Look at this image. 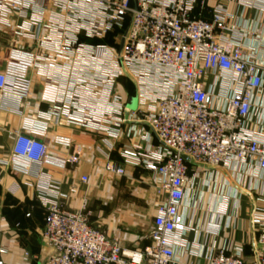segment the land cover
Listing matches in <instances>:
<instances>
[{
	"label": "built area",
	"instance_id": "obj_1",
	"mask_svg": "<svg viewBox=\"0 0 264 264\" xmlns=\"http://www.w3.org/2000/svg\"><path fill=\"white\" fill-rule=\"evenodd\" d=\"M257 1L264 13V0ZM55 3L60 11L69 9L74 27L48 37L45 41L48 51L42 54L15 53L7 71L0 72V91L10 89L22 99L28 97L32 88L28 72L41 61L62 60L66 67H71L74 61L78 65L94 64L101 84L109 88L123 75L138 81L140 91L135 110L129 109L120 95L108 93L107 105L99 113L91 104V95L81 91L86 83L80 76L74 87L81 90L63 101L57 95L58 89L52 88L53 106L48 117L55 124L65 120L103 131L116 141L122 135V125L130 121L124 112L132 113L145 127L133 129L139 141L126 160L157 176L161 201L154 221L153 243L143 250L126 249L118 239L109 238L95 228L85 211L86 203L74 211L57 203L47 204L42 239L53 253L43 264H171L174 244L186 229L179 208L196 175L190 173L184 156L214 167L251 159L264 169V141L246 127L254 95L264 82V56L256 50L249 52L245 41L225 37L228 26L224 6L214 8L212 17L205 19L193 15L195 0H55ZM44 5L45 0H0V22L10 25L9 16L13 12L25 15ZM37 23L38 17L30 20L28 26ZM24 31L29 34L30 28ZM114 34L117 41L113 45L80 42L82 35L107 38ZM213 71L224 73H220L217 81L224 85L225 91L215 93L205 88L202 78ZM100 86L88 89L97 88L96 94L103 96L106 87ZM45 133V127L32 128L30 135L16 133L7 163L14 170L27 173L34 163L54 161L48 145L41 139ZM59 142L70 145V140ZM81 151L79 147L67 160L57 163H77ZM106 169L118 174L125 172L112 161L106 164ZM251 220L257 227V237L250 262L237 252L220 249L206 264H264V207L254 208Z\"/></svg>",
	"mask_w": 264,
	"mask_h": 264
},
{
	"label": "crops",
	"instance_id": "obj_2",
	"mask_svg": "<svg viewBox=\"0 0 264 264\" xmlns=\"http://www.w3.org/2000/svg\"><path fill=\"white\" fill-rule=\"evenodd\" d=\"M218 6L227 9L225 37L245 41L249 52L256 50L264 56V13L260 2L195 0L193 15L210 19ZM71 16L69 9L60 11L55 0H45L44 6L31 9L25 15L13 12L9 16L10 25L0 22V72L7 71L15 53L48 51L45 47L48 37L74 27ZM36 17L40 23L28 26ZM24 28H30L29 34L23 33ZM114 36L82 35L80 42L113 45L117 41ZM40 63L28 72L32 82L28 97L22 99L10 89L0 91V261L2 264H43L53 253L42 239L49 203L72 211L86 203L85 211L95 228L109 238L118 239L126 249H145L153 243L154 221L161 201L160 182L153 172L126 160L139 141L133 129L145 124L125 111L124 116L130 121L122 125V135L114 141L103 131L82 128L65 120L55 124L48 117L53 106L52 88L58 89L57 95L62 101L83 88L81 91L91 95V104L102 113L108 93L120 95L129 108L130 99L140 91L138 81L123 75L109 88L101 84L94 64L78 65L74 61L71 67H66L62 60ZM220 73L224 74L213 71L202 78L206 89L215 93L226 90L217 81ZM80 76L86 85L76 89L74 84L80 81ZM96 85L106 87L103 96L96 94L97 88L88 89ZM253 102L246 127L264 141V82ZM44 127L46 133L41 139L55 160L34 163L27 173L14 170L7 160L16 133L30 135L32 128ZM59 139L70 140V145H63ZM153 143L157 145L156 140ZM79 147H82L79 162L57 163L67 160ZM109 161L121 165L124 174L108 171ZM187 162L190 173L196 175L179 208L186 229L174 244L175 257L171 264H206L220 249L237 252L244 261L250 262L257 237V227L251 220L253 209L264 207V169L251 159L233 160L218 167L191 159Z\"/></svg>",
	"mask_w": 264,
	"mask_h": 264
},
{
	"label": "water",
	"instance_id": "obj_3",
	"mask_svg": "<svg viewBox=\"0 0 264 264\" xmlns=\"http://www.w3.org/2000/svg\"><path fill=\"white\" fill-rule=\"evenodd\" d=\"M126 32H127V31H126ZM126 32H125V33H126ZM124 41H125V39H124V37H123V39H122V41H121V44H120V52H121V50H122V48H123ZM132 101H135V102H136V101H137V97H134V98L130 99V101H129V103H128L129 108L135 110V109L137 108V106H136V104L133 105V104H132ZM137 102H138V101H137ZM184 159L189 160V158H188L187 156H184Z\"/></svg>",
	"mask_w": 264,
	"mask_h": 264
},
{
	"label": "rangeland",
	"instance_id": "obj_4",
	"mask_svg": "<svg viewBox=\"0 0 264 264\" xmlns=\"http://www.w3.org/2000/svg\"><path fill=\"white\" fill-rule=\"evenodd\" d=\"M132 98H134V97H132ZM132 98H131V99H132ZM137 101H138V99H137ZM137 101H136V102H135V101H132V104H133V105L136 104V106H138V102H137ZM130 109H131V108H130Z\"/></svg>",
	"mask_w": 264,
	"mask_h": 264
}]
</instances>
